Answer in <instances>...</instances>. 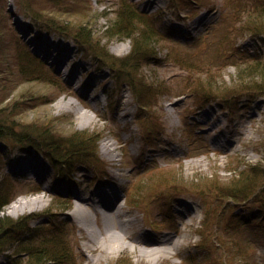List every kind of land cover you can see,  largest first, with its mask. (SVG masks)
<instances>
[{"label":"rangeland","instance_id":"1","mask_svg":"<svg viewBox=\"0 0 264 264\" xmlns=\"http://www.w3.org/2000/svg\"><path fill=\"white\" fill-rule=\"evenodd\" d=\"M192 2L190 8L171 0H89L88 10L81 0H65L68 12L61 15L54 11L65 6L33 0L35 15L19 0H0V108L17 103V129L99 138L94 165L79 164L70 175L24 142L0 140V180L5 174L13 180L4 214H34L32 223L63 219L70 263L264 264V90L240 89L237 67L225 57L231 48L264 50V34L245 31L247 17L240 23L228 0ZM125 7L151 16L164 38L156 44L161 61L139 73L116 62L131 53V39L108 35ZM77 23L92 31L91 41L63 33H74ZM17 50L36 55L41 69L21 68ZM121 71L163 84L153 92L157 104L140 109ZM209 78L219 93L191 91ZM257 169L259 186L238 191V179ZM116 189L123 238L99 202H113ZM37 196L43 199L27 201ZM18 199L26 203L16 213L11 206ZM63 201L69 209L56 208ZM168 237L177 240L168 252H148ZM119 240L126 246L116 248ZM6 259L0 256V264Z\"/></svg>","mask_w":264,"mask_h":264},{"label":"trees","instance_id":"2","mask_svg":"<svg viewBox=\"0 0 264 264\" xmlns=\"http://www.w3.org/2000/svg\"><path fill=\"white\" fill-rule=\"evenodd\" d=\"M64 1L52 0L57 7H66L62 9L56 8L54 12L61 15L67 14L69 5H64ZM88 1L81 0L85 8L90 10V5L86 4ZM192 1L171 0V6L175 7L181 3L184 7L191 8ZM205 1L195 0L198 4H203ZM228 1L230 2L231 13L239 14L240 23L243 22V14L247 17L244 22L245 25H242L245 31L264 34V0ZM19 2L25 10L38 15V9L35 8L37 11L34 9L33 0H19ZM43 19L45 18L43 17ZM46 19L52 23L50 18ZM151 19V16L146 15L144 12H137L134 7H125L123 11L119 12L108 31V35L111 37L120 39L127 37L131 39V53L126 57L117 58L116 62H121L122 66H127V68L138 73L142 72L143 68L150 67L151 64H158L161 61L157 55L156 44L164 38L161 37V31L153 25ZM72 26L74 27V33H63L74 36L81 43L93 37L92 31L86 25L77 23ZM64 27L66 26L64 25ZM82 38L85 40H81ZM228 51L225 53V57L229 60L228 63L234 64L237 67L238 74L236 80L239 84H242L240 89L257 87L264 90V50L250 53L247 50L231 48ZM30 54L20 50L16 51L17 59L22 63L21 68L24 65H30L41 69L40 65L43 61L36 55ZM104 54L107 55V52H104ZM188 65L187 67H191L192 62ZM209 72H211V69ZM118 77L131 85L140 109H147L153 104H157L154 103L156 94L154 96L153 92L158 94L157 91L163 89V84H158L155 80L154 82L147 80V76L144 73L141 78L142 82L138 81L133 71L125 73L121 71ZM210 77L213 78L214 76L210 75ZM211 78H209V82H199L196 86H192L191 91L197 95L205 94L207 97H212L214 93H219L218 89L221 86H216L212 83ZM230 96L223 95L221 98L228 100ZM16 104L12 109L9 108L7 110L6 108V112L5 108H0V113L5 112V116L0 117V140L6 142H9V140L24 142L28 149L32 147L36 152L52 160L59 168V172L63 174L72 173L76 168L79 169V164L94 165V160L97 157L95 152L98 149L97 143L99 138L92 137L90 134H87L88 132L75 131L68 136H64L56 131L52 133L49 130L17 129L18 122L13 111L17 107ZM2 154L3 152L0 148V169L3 164L1 160ZM258 170L257 172L253 170L243 174V177L238 179L237 183L241 189L237 190L241 191L249 186H259L256 183L259 176ZM12 192L13 180L9 174H5L0 180V255L7 257L6 262L3 264H75L74 262L70 263L73 251L70 247V240L67 237V230H65L67 222L59 218L57 223V220L53 219L52 216H48L47 222L37 221L32 223L36 219L34 214L32 216L24 215L17 219L10 218L4 212L5 207L11 202L10 196ZM240 195L243 196L242 194ZM56 208L67 210L70 208V203L69 201L59 202ZM52 209L50 208L49 210L52 211ZM47 214L49 215V212ZM229 218L234 221L236 220L232 211L229 214ZM9 250L11 253L6 256L5 253Z\"/></svg>","mask_w":264,"mask_h":264},{"label":"bare ground","instance_id":"3","mask_svg":"<svg viewBox=\"0 0 264 264\" xmlns=\"http://www.w3.org/2000/svg\"><path fill=\"white\" fill-rule=\"evenodd\" d=\"M74 100L71 99V100H68V103L71 104V103H74L73 102ZM87 120H91L92 118H94L93 115H87ZM102 194L104 193H101L99 192L98 193V196L101 198ZM114 196H115V200L111 203H106L104 201H102V199L99 200L100 203V207H101V210H102V214L104 215V219L107 220V221H113V219H115L114 221V224L116 223V226L120 229V234L119 232H115L116 234L120 235L121 237L120 238H123L122 236H125V227H124V223L120 222V220H118V218L120 217L121 214H123V211H122V205H120V200L122 198V196H120V192L118 189H116L114 191ZM103 197V196H102ZM43 198L41 196H37V197H34L30 200H27V201H31V202H35L36 200H42ZM78 202H77V208L78 209H83V204H84V197H79L78 198ZM25 203H26V200L24 201L23 199H18L16 200L11 208H13V211L14 212H19V211H24L25 209ZM109 209V211H108ZM193 209V208H192ZM98 210V209H97ZM99 211V210H98ZM97 211V212H98ZM101 212V211H100ZM85 215V214H84ZM82 224L83 225H86V221H87V218L84 216V218H82ZM108 231H111V228H108ZM92 235L94 236L95 238V234L96 232L94 231H91ZM116 236V235H115ZM97 239V237L95 238ZM123 240V239H122ZM120 241V240H119ZM160 244H162L163 246L159 247V248H153V249H149L148 252L152 253V252H156V253H159V252H168L170 248L174 247L176 244H177V240H175L174 238L172 237H168L167 239L165 240H161L159 242ZM168 244V245H166ZM117 245V244H116ZM122 246H126V240L124 241H120L117 245L116 248L120 249V248H123ZM115 248V247H114ZM104 250V249H103ZM147 251V250H146ZM156 255H154L155 257Z\"/></svg>","mask_w":264,"mask_h":264}]
</instances>
